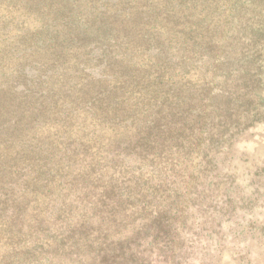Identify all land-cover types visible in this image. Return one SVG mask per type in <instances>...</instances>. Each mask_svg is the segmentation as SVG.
Masks as SVG:
<instances>
[{
  "label": "rangeland",
  "instance_id": "1",
  "mask_svg": "<svg viewBox=\"0 0 264 264\" xmlns=\"http://www.w3.org/2000/svg\"><path fill=\"white\" fill-rule=\"evenodd\" d=\"M26 1L0 0V264H70L75 257L70 247L58 246L55 240L64 228L63 220L55 218L63 203L58 196L64 192L46 187L35 175L50 172L46 157L56 163L70 156L64 147L78 126H88V119L57 123L60 111L47 110L61 98L59 87L46 78L60 69L50 61L82 63L90 80L81 93L88 98L106 91L105 109L110 100L129 97L131 89L117 86L115 78L139 68L151 77L168 78L167 87L182 86L184 93L200 91L204 97L205 113L196 127L203 140L201 153L193 151L190 161L158 147L150 154L160 167L176 165L180 181L162 189L187 191L182 205L189 218L177 221V228L188 233L154 240L153 232L144 229L137 242L142 264H264V0H237V10L210 17L217 28L205 24L201 34L193 33L188 40L197 42L184 47L176 45L179 32L171 35L162 26L179 31L189 19L176 10L159 13L163 6L154 8V0H43L96 3L94 9H84L82 31L88 34L105 22L103 29L117 36H83L70 47L53 37L52 28H32L29 7L38 0ZM125 13L131 14L129 20H121ZM142 17L155 21L141 27ZM26 27L30 30L18 29ZM211 37L216 41L208 43ZM31 45L34 52H21ZM109 138H118V133L110 131ZM166 138L167 143L174 142ZM194 175L199 176L195 181ZM146 200L142 195L137 206ZM148 201L146 211L138 212L143 218L159 204L173 205L164 197ZM91 223L98 225L97 219ZM117 230L118 238L123 227ZM90 258L92 264L100 263L99 258ZM113 264L123 263L118 259Z\"/></svg>",
  "mask_w": 264,
  "mask_h": 264
},
{
  "label": "trees",
  "instance_id": "2",
  "mask_svg": "<svg viewBox=\"0 0 264 264\" xmlns=\"http://www.w3.org/2000/svg\"><path fill=\"white\" fill-rule=\"evenodd\" d=\"M152 4H155L154 8L160 7L159 4L163 6L159 8V13L171 9L187 16L189 20L179 31L164 23L162 26L171 35L174 31L179 32L181 37L176 45L183 47L197 42L188 40L193 39L195 33L201 34L205 24L211 29L212 26L218 27L219 24L211 16L224 14L226 9L234 7L237 10L234 6L237 0H225L223 3L221 0H154ZM95 5L97 4L82 6L38 0L29 7H32L29 13L33 19L30 23L32 28H52L55 31L53 37L66 47L73 43L77 45L83 36L106 38L111 33L109 38L117 39L109 28L103 29L106 24L104 21L101 27L90 29L88 34L87 31H82L87 20L83 11L94 9ZM228 13V16L232 15ZM120 18L129 20L131 14L125 13ZM153 18L158 21L156 24L161 23L157 16ZM154 19L142 17L140 26L146 27ZM18 29L21 32L30 30L29 27ZM93 33L96 36H92ZM139 36V40L143 41L144 35ZM209 39L208 43L216 41L215 37ZM34 47L26 46L21 52L32 53L36 50ZM141 51L134 50L132 53L138 54ZM56 63L50 61L51 66H59L60 69L54 70L55 73L51 72L46 78L59 87L61 98L57 97L47 106V110L60 111L57 123H62L67 118L88 119V126H78L64 147L63 152L70 156L61 157L56 163L46 157L45 161L51 167L50 172L46 174L42 171L35 175L45 181L46 187H58L64 192L57 199L63 203L55 218L63 220L64 227L61 236L55 239L58 240L57 245L70 247V252L75 255L70 264H92L90 255L99 258V264H113L118 259L123 264H142L137 242L144 229L153 232L154 240L165 237L176 239L188 233L183 228H177V221L185 223L188 217V209L186 205H182L188 199L187 191L162 189L180 181L176 165L173 167L169 163L171 168L168 165L160 167V162L156 164L150 154L158 147L162 152L166 150L168 154H178L190 161L194 157L191 156L193 151L201 153L203 140L196 127L205 113L204 97L200 91L184 93L186 88L182 86L179 89L167 87L165 84L168 78L160 75L151 77L144 69L139 68L115 76L117 86L131 90L129 97L110 100L106 104V110L103 103L106 91L102 90L103 92L88 98L81 93L90 80L86 77L88 74L82 63ZM162 66L163 62L159 68ZM37 118L40 123V114ZM113 130L118 133V138H109L110 131ZM166 137L174 142L167 143L169 140ZM123 144L124 149H120L118 145ZM139 148L140 155L137 154ZM163 160H167L166 157ZM179 165L182 166L183 162ZM169 169L172 172H168ZM198 178L199 176H192L193 181ZM69 195L72 196L71 200L68 199ZM142 195L147 200L139 207L137 203ZM162 197L168 201L172 199L173 205L159 204L148 216L149 219L139 215L141 209L146 211L148 200H161ZM65 200L69 202L68 205ZM92 219H97L98 225L92 224ZM7 226L11 227L12 224ZM119 227H123V230L117 238L114 234L119 233Z\"/></svg>",
  "mask_w": 264,
  "mask_h": 264
}]
</instances>
